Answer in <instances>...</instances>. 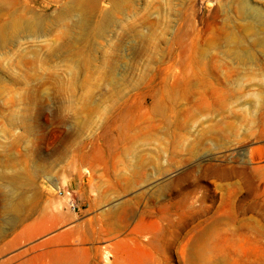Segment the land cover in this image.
<instances>
[{
	"label": "rangeland",
	"instance_id": "rangeland-1",
	"mask_svg": "<svg viewBox=\"0 0 264 264\" xmlns=\"http://www.w3.org/2000/svg\"><path fill=\"white\" fill-rule=\"evenodd\" d=\"M0 264H264V0H0Z\"/></svg>",
	"mask_w": 264,
	"mask_h": 264
},
{
	"label": "bare ground",
	"instance_id": "bare-ground-1",
	"mask_svg": "<svg viewBox=\"0 0 264 264\" xmlns=\"http://www.w3.org/2000/svg\"><path fill=\"white\" fill-rule=\"evenodd\" d=\"M251 11V10H250ZM162 110H165L164 108L162 109ZM165 112V111H164ZM163 122L164 123H167L168 121L166 120V119H164L163 120ZM165 131H166V128H165ZM190 150H191V153L193 152V147H191V148H189ZM196 150V149H195ZM208 164V163H207ZM220 166V165H219ZM220 167H222V166H220ZM250 177V176H249ZM250 179H251V177H250ZM248 186V185H247ZM249 194V193H248ZM158 196V195H157ZM250 197V196H249ZM261 208V207H260ZM245 210H251V209H249L248 207L245 209ZM240 213V212H239ZM235 214V213H234Z\"/></svg>",
	"mask_w": 264,
	"mask_h": 264
}]
</instances>
